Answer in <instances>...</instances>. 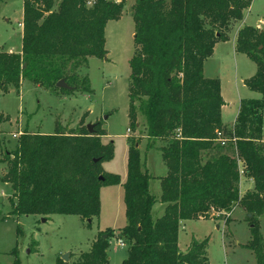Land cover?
<instances>
[{
	"label": "trees",
	"instance_id": "1",
	"mask_svg": "<svg viewBox=\"0 0 264 264\" xmlns=\"http://www.w3.org/2000/svg\"><path fill=\"white\" fill-rule=\"evenodd\" d=\"M24 0L22 50L0 52V97L28 81L50 92L92 95L86 67L88 58L107 57L105 29L120 20L124 2L113 0ZM252 0H136L134 54L129 61V127H140L147 150L156 140L167 174L156 177L141 158L140 139L128 150L127 179L123 183L127 224L121 229L129 241L121 264H210L209 239L193 238L187 252L179 250L182 220L229 217L237 207L246 212L256 264H264V28L245 25L237 34L236 50L257 65L245 85L262 94L243 100L236 122L223 123L225 105L219 78L204 75V63L217 42L227 41L233 20H243ZM65 80L69 89L57 87ZM25 131L17 147L6 152L12 212L20 215H78L87 223L101 213V187L120 184L118 174L102 164L114 157V142L103 144L106 132L96 123L90 133ZM221 132V136L218 135ZM142 137V138H143ZM94 159H99L94 162ZM100 176L104 177L100 180ZM254 180L253 190L242 194L241 178ZM159 178L161 195L150 191ZM160 201L164 213L153 217ZM227 221L230 222L229 219ZM113 230L100 233L88 252L70 263L108 264ZM106 236V238H105ZM17 254V248L13 250ZM14 264H20L16 258Z\"/></svg>",
	"mask_w": 264,
	"mask_h": 264
},
{
	"label": "rangeland",
	"instance_id": "2",
	"mask_svg": "<svg viewBox=\"0 0 264 264\" xmlns=\"http://www.w3.org/2000/svg\"><path fill=\"white\" fill-rule=\"evenodd\" d=\"M113 1H123L124 10L122 18L109 21L105 29L107 59L91 56L86 67L79 69L81 75L88 76L92 95L50 92L23 81L20 89L13 88L0 97V264H14L16 258L20 264H55L57 258L65 253H69V262L73 263L81 253L91 249L100 233L109 229L113 230V234L109 239L108 264H121L128 254L130 244L121 231L127 224L122 181L127 178V156L131 143L142 140L140 149L144 159L148 142L142 136L145 134L143 117H138L140 127L135 132L129 127L128 117L129 61L135 47V24L131 14L136 0ZM23 7L24 0H0V52L19 53L22 50ZM245 24L264 28V0H252L251 7L244 11L243 20L231 22L228 32L231 41L224 45L225 50L229 49L230 52L235 32ZM232 63L230 71L234 68ZM238 64L239 75L244 77H251L250 74L254 75L257 70L256 63L246 55L242 56ZM224 85L228 96L237 98L235 71L226 73ZM82 120V125L86 127L94 123L101 125V129L106 132L100 137L103 144L114 142V157L103 162L102 167L104 171L118 174L121 178L120 184L101 187L100 215L88 224V220L78 215L13 213L9 203L13 190L9 183L2 181L9 169V163L5 160L6 152L15 150L19 137L25 131L52 134L56 123H59L64 132H79ZM163 144L161 140H156L153 148ZM249 179L245 176L241 178V183H245L243 191L240 184L242 194L253 190L247 189L254 184ZM154 185L153 181L152 194L155 193ZM156 215L157 212L154 213ZM217 217L224 224L218 230L213 229L212 223L203 220H195L190 224L193 226L191 230L197 235L209 239L207 255L210 263L256 264L254 253L244 247L251 239L246 212L237 207L229 217L224 214ZM44 218L46 221H43ZM259 220L264 235V215ZM187 231L191 232L189 229ZM181 245L184 247L183 242ZM15 248L17 254L13 253Z\"/></svg>",
	"mask_w": 264,
	"mask_h": 264
},
{
	"label": "crops",
	"instance_id": "3",
	"mask_svg": "<svg viewBox=\"0 0 264 264\" xmlns=\"http://www.w3.org/2000/svg\"><path fill=\"white\" fill-rule=\"evenodd\" d=\"M245 25H241L235 32L234 40H233V48L230 50V52H229V49L228 50L224 49V45L229 44V42L231 41V38L229 36L227 41H220L216 43L213 54L209 58H207L204 63V75L207 78H219L221 81V93L225 101V105L222 107V120H223V123L228 126H232L235 124L236 119L238 117L240 104L243 100L261 99L263 97L261 93L258 92L257 94L256 91L250 90L245 85V80L250 77H244V76L239 75V71H238L239 64L238 63L240 59L242 58V56L245 54L237 52L236 40H237V34L239 30L243 28ZM255 28L261 29V26H258ZM231 62L234 63L233 71H235V80H236L237 89H238L237 98L228 96L225 90V85H224V79H225L226 73L228 74V73L233 72V71H230V68L233 66L230 64ZM250 76L252 77L253 74H250ZM263 135H264V115H263ZM141 145H139V149L142 147ZM157 147H160V146H155V148L145 151L146 154H145L144 159L141 153V158H142L143 163L145 164V167L148 169V171L151 174H153L156 177H162L167 174L168 169L163 161L162 153L161 151H158L156 149ZM154 149H156L157 151H155ZM127 159H128V156H127ZM249 180L254 183L253 179H249ZM125 181L126 180H123L122 182L124 183ZM153 181L155 184L154 185L155 187L154 195L159 197L161 195L160 179L155 178L150 181V191H151ZM123 183H122V188H123ZM244 184H245L244 182L241 183L242 191L245 189V188L243 189ZM252 188H254V184L252 187L251 186L247 187V189H252ZM123 191H124V188H123ZM164 210H165V204L158 201L153 207V211H152L153 217L154 218L160 217L164 213ZM155 212H157L156 216H154ZM197 220L199 221L203 220V221L212 223L213 229L215 230L220 229L224 225L223 223H220L218 220H214V219H197ZM194 221L195 220H182L180 222L178 246H179V250L183 253L187 252L193 238H196L198 240L204 239V238H201L199 235H197L193 230H191L193 229L192 228L193 226L191 227L190 224L191 222H194ZM187 229H189V231L191 232L188 233ZM212 231L210 233H212ZM184 232H186L185 233L186 235H184ZM182 242L184 244V247L181 245Z\"/></svg>",
	"mask_w": 264,
	"mask_h": 264
},
{
	"label": "water",
	"instance_id": "4",
	"mask_svg": "<svg viewBox=\"0 0 264 264\" xmlns=\"http://www.w3.org/2000/svg\"><path fill=\"white\" fill-rule=\"evenodd\" d=\"M106 58V57H105ZM107 59V58H106ZM57 87L59 88H63V89H69L70 87L67 85V83L65 82V80H60L58 83H57ZM105 118L107 119V116H105ZM96 126V123L94 124H88L87 125V129L90 133H93L94 132V128ZM99 159H94V162H98ZM104 177L100 176V180H103ZM43 221H46V219L44 218ZM106 238V236H105ZM62 259L65 261V262H68L69 261V253H65L62 255Z\"/></svg>",
	"mask_w": 264,
	"mask_h": 264
},
{
	"label": "built area",
	"instance_id": "5",
	"mask_svg": "<svg viewBox=\"0 0 264 264\" xmlns=\"http://www.w3.org/2000/svg\"><path fill=\"white\" fill-rule=\"evenodd\" d=\"M94 2V0H90L89 1V5H92V3ZM218 135L221 136V132H218ZM122 245H124V242L122 240L119 241Z\"/></svg>",
	"mask_w": 264,
	"mask_h": 264
}]
</instances>
